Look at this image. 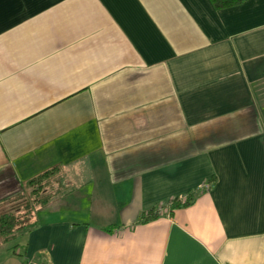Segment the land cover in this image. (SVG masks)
I'll return each instance as SVG.
<instances>
[{"label": "crops", "instance_id": "crops-1", "mask_svg": "<svg viewBox=\"0 0 264 264\" xmlns=\"http://www.w3.org/2000/svg\"><path fill=\"white\" fill-rule=\"evenodd\" d=\"M56 165L0 264H264V0H0V201Z\"/></svg>", "mask_w": 264, "mask_h": 264}, {"label": "trees", "instance_id": "trees-1", "mask_svg": "<svg viewBox=\"0 0 264 264\" xmlns=\"http://www.w3.org/2000/svg\"><path fill=\"white\" fill-rule=\"evenodd\" d=\"M244 0H211L212 4L216 8L228 7L241 3ZM60 166L56 165L48 168L41 173L35 175L27 182L22 185V191L14 195L13 201H18L19 204L16 206H11L7 209L0 210V242H6L12 236L22 234L27 231L34 224V213L36 209L43 207L47 204L54 195L59 196L63 191L60 188L57 193L46 194L44 193V188L42 183L47 181L51 176L55 175L59 170ZM23 189H29L27 193L23 192ZM191 200V195L188 197L187 201L182 205L189 203ZM9 201L2 200L1 203ZM179 203H174L172 207L178 205ZM23 211L22 214H15L18 211ZM156 215L152 212H147L142 218V221H147L155 218ZM17 246L12 247L13 251ZM18 252V251H17Z\"/></svg>", "mask_w": 264, "mask_h": 264}, {"label": "rangeland", "instance_id": "rangeland-1", "mask_svg": "<svg viewBox=\"0 0 264 264\" xmlns=\"http://www.w3.org/2000/svg\"><path fill=\"white\" fill-rule=\"evenodd\" d=\"M66 176V170H64L63 168H60V170L53 176H51L47 181L43 182V188H44V193L46 194H53V193H57L58 191H60V188H63L64 185V178ZM22 191V186L20 188H16L14 191H12L11 194L7 195L4 199L5 201H9V202H5V203H1L0 201V210L2 209H7L11 206H16L17 204H19L18 201H13L10 199L14 198V195L20 193ZM29 191V189H23L24 193H27ZM54 197H56V195H54ZM22 210L16 212L15 214H22ZM20 240V234L12 236L10 239H8L6 242H3L1 245L6 246V247H10L12 245H17L18 241ZM1 243V242H0Z\"/></svg>", "mask_w": 264, "mask_h": 264}, {"label": "built area", "instance_id": "built-area-1", "mask_svg": "<svg viewBox=\"0 0 264 264\" xmlns=\"http://www.w3.org/2000/svg\"><path fill=\"white\" fill-rule=\"evenodd\" d=\"M208 187H209V183L208 182H203L192 193L201 192L202 190H206ZM192 193L182 194V195H180V196H178L176 198L168 200L167 202L159 203L153 209L152 213L155 214V215H166V216H168L174 203H179V204L185 203L187 201L188 197L190 195H192Z\"/></svg>", "mask_w": 264, "mask_h": 264}]
</instances>
